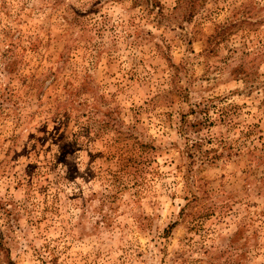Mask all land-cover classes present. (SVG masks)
<instances>
[{"label": "rangeland", "instance_id": "rangeland-1", "mask_svg": "<svg viewBox=\"0 0 264 264\" xmlns=\"http://www.w3.org/2000/svg\"><path fill=\"white\" fill-rule=\"evenodd\" d=\"M5 27L0 264H264V0H0Z\"/></svg>", "mask_w": 264, "mask_h": 264}, {"label": "trees", "instance_id": "trees-1", "mask_svg": "<svg viewBox=\"0 0 264 264\" xmlns=\"http://www.w3.org/2000/svg\"><path fill=\"white\" fill-rule=\"evenodd\" d=\"M55 1L53 2V5H55ZM73 13V12H72ZM5 15H7V13H4ZM76 13H74V17L71 18L70 20H67L65 17H62V19L64 20L66 26L68 28H77L79 30L80 33V37H83V34H85V32L90 31L92 28H88L86 26V24L82 23L80 21V16L78 15V17L75 16ZM7 27L0 29V32H2V36L6 34ZM6 51V52H5ZM5 51L2 53L1 56H3V58H6L7 53H9L11 59L5 61L4 59H0V73H3L4 71H8V75L11 74L16 66V58L13 56V52L11 50V46H7V48L5 49ZM12 69V70H10ZM3 77V75H2ZM77 94L75 96H78L80 93L83 94L86 91L85 87H81L77 90ZM210 105L204 103V105L202 103H198V104H194L191 106V108L189 109L188 114L183 115L180 119V135L182 137H185L188 133L191 134H197L202 128H204V126L208 125V119L207 116H205L207 114V111L209 109ZM88 111L87 113L89 114ZM188 115L194 116L193 119L189 120L187 118ZM106 116V115H104ZM114 123V122H113ZM106 125H104L103 127H105ZM102 126L97 127L98 131L100 132V130L105 129ZM143 147H146V145H138V148L143 149ZM202 144L200 142H198L196 139H193L192 141H190V143H186L185 144V153H186V158L189 160V162H194L197 161L199 163H203V162H207V164H211L213 161H216L220 158L221 153L216 154L214 150L212 149H207V150H202L201 149ZM221 148H224V150H229V154L232 152V149L230 146L226 145L225 143H223L221 145Z\"/></svg>", "mask_w": 264, "mask_h": 264}]
</instances>
